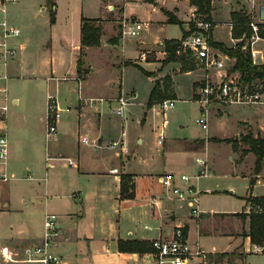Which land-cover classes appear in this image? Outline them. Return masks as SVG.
<instances>
[{
  "label": "crops",
  "instance_id": "1",
  "mask_svg": "<svg viewBox=\"0 0 264 264\" xmlns=\"http://www.w3.org/2000/svg\"><path fill=\"white\" fill-rule=\"evenodd\" d=\"M234 1L224 22L230 29L231 43L242 41L233 37V13L247 8L244 1ZM215 4L213 0V38L231 47V43L216 35L220 22ZM142 5L145 7L139 10ZM165 9L174 13L183 25L170 22ZM193 15H196V7L190 0H18L0 7V21L7 20L20 29L19 35L8 39L17 50L16 56L6 58L0 54V74L8 75L4 85L8 94L12 91L9 94L11 125L7 166L12 178L6 182L0 180V264H14L3 260V248L21 251L41 242L48 212L59 215L61 235L55 251L66 264H158L152 252L121 251L119 241L152 242L156 238H172L178 227L183 228L191 242L199 241L210 253L241 251L244 255L238 258L244 260L243 264L250 254L264 255V246L253 244L248 234L250 217L236 214L249 213L248 196H264V191L258 190L264 189V167L258 174L254 172L257 156L249 150V145L244 143L243 146L240 141L239 157L255 155L242 170L246 190L239 194L234 185L229 186L230 190L217 188L219 158L211 148L214 143L228 142L226 139L240 130L244 133L252 130L264 136V111L252 113L253 118L236 119L234 132L228 136L217 134L214 124L224 125V120L233 113V105L221 115L216 116L213 110L208 112V129L200 125L198 118L203 112L196 101L197 90L207 75L216 77L217 71L200 73L197 65L188 68L181 61H165L164 40L182 38L183 28L189 29ZM110 16L145 21L148 31L155 34L152 42L146 40V35L140 37L137 54L133 58L124 57L120 62L123 71L129 66L136 67L144 76L139 77L141 81L132 82L122 77L116 85L111 78L93 79L95 70L87 62L88 52L93 49L103 52L114 45L124 49L126 45L125 38L115 30L116 21ZM83 17L99 19L102 34L98 45L82 46ZM174 25L179 28L175 35L160 34ZM247 41L245 45L250 44L254 63L264 64V37L253 42L251 37ZM143 52L145 56L141 55ZM79 59H82L83 69L88 71L82 78L78 72ZM235 62L236 58L231 57V72L242 75L233 69ZM143 70L152 74L147 75ZM14 80L21 88L11 83ZM253 81L264 79L254 77ZM156 82L160 86L159 101L149 106ZM50 94L56 96L63 111L57 133L48 138ZM120 96L130 101L122 114L114 111L119 106ZM161 99H175V106L164 112ZM179 102L198 104L196 122L202 127L201 133L186 131V119L178 109ZM161 111L167 126L162 124L157 130L161 153L155 157L147 154L143 147L146 135L156 131L153 127H157V115ZM259 115L261 120L257 119ZM169 120L179 126L170 127ZM27 131H31V138L24 137ZM161 132L165 135L162 143L159 142ZM83 136L89 139L88 143L81 141ZM117 141L118 145L113 146ZM198 159L205 161V165ZM205 167L208 175L196 178ZM170 172L191 177L190 183L199 191V216L193 215L187 201L167 192L161 177ZM124 175L130 176L127 182L133 185L132 198L121 197ZM204 177L208 179L202 180ZM253 177L256 181L251 186ZM177 182L183 184L179 179ZM205 195L239 198L242 210L203 208L201 197ZM221 239L227 249L217 248L216 243Z\"/></svg>",
  "mask_w": 264,
  "mask_h": 264
},
{
  "label": "built area",
  "instance_id": "2",
  "mask_svg": "<svg viewBox=\"0 0 264 264\" xmlns=\"http://www.w3.org/2000/svg\"><path fill=\"white\" fill-rule=\"evenodd\" d=\"M18 0H0V7L6 2H16ZM248 3L250 26L253 29L252 42L259 38L258 32L260 23L263 21L259 18L258 5L256 0H242ZM130 17H125V19ZM147 25L145 21L124 22V35L138 36L141 30ZM196 30L192 31L183 39V47L190 51L191 57L196 65L205 71L216 70V77L206 76L197 90L196 101L200 104L202 115L198 122L204 129H208L207 115L210 106L217 101L222 104H264V82L249 81L242 75L231 72L229 61L231 57L214 48L209 41V35L214 27L212 21L196 20ZM2 33L0 35V54L6 58H14L17 50L12 47L8 39L11 36L19 35L20 29L11 25L7 20L0 21ZM248 45H244L247 48ZM145 56L146 53H142ZM253 55V54H252ZM254 61V60H253ZM8 78L7 74H0V180L9 181L12 175L9 173L7 166L10 158V138L8 129V120L10 112L11 99L8 94V88L4 85V80ZM80 78V77H79ZM117 101L119 106L114 109L118 114L124 112V108L130 103L129 99L120 96ZM175 99L163 100L160 103L161 109L165 112L175 106ZM63 109L53 94L49 95L48 101V123L47 137L55 135L58 131V122L61 118ZM164 132H161L159 142L164 139ZM81 141L88 143L86 136L81 137ZM118 145V141L113 146ZM52 157H48V160ZM73 163L71 158H67ZM202 165L205 161L197 160ZM50 166L51 163L48 162ZM207 167L203 168L195 177L208 175ZM183 184H179L177 180ZM191 177L185 173L176 175L175 173H166L161 177V181L167 192L175 195L177 198L187 201L192 209L194 216H199L201 210L198 206L199 191L190 183ZM59 215L54 212H48L44 219V232L41 242L29 245L21 251H11L8 248L2 249L3 260L7 263L14 264H66L65 259L55 251V246L61 235ZM154 255L158 264H188L193 259H200L202 263L207 262V250L199 241L191 242L185 235L182 227H178L172 238H156L152 241ZM204 258V259H203Z\"/></svg>",
  "mask_w": 264,
  "mask_h": 264
},
{
  "label": "rangeland",
  "instance_id": "3",
  "mask_svg": "<svg viewBox=\"0 0 264 264\" xmlns=\"http://www.w3.org/2000/svg\"><path fill=\"white\" fill-rule=\"evenodd\" d=\"M263 1L264 0H256L258 7L261 4H263ZM215 3L217 7V14H218L217 20H219L220 22L218 24L219 26L218 29H216V35L218 38L225 41L226 43H231L232 41H231L230 29L227 26V24L224 22L228 20V16L230 14L232 6H234L236 2L234 0H232V3H231V0H215ZM246 5H247L246 6L247 8L245 7L246 9L243 10V13L246 16H248L249 11H250L248 9L249 4L247 3ZM144 7L145 5H142L141 7H139V10L143 9ZM110 19H113L116 21L115 30L117 31V33L120 32V35L125 38L126 45L124 46V49L120 47L118 48V45H114L113 47H109L108 49L105 48L103 52L101 49L99 50L93 49L88 52L87 62H89L95 70L93 74V79L101 81L106 78H111L116 85L122 77L132 82L141 81L139 77L140 76L144 77V76L136 67L129 66L127 67V69L123 71V67L120 65V62L122 58L124 57L133 58L137 54L138 52L137 42L140 39V37L146 35V40L152 42L155 40V34L150 33L148 31V28H146L147 27L146 25L144 29L141 30L140 35L138 36H130L128 34L124 35V29L126 28L124 26L125 20L126 22H130L131 20L132 21H141V20L136 19L134 17L125 19L124 16H119V17L110 16ZM196 20H198L197 14L191 17V19L189 20V23L193 21L196 24ZM189 27H190V24H189ZM175 32H179V28L178 26L174 25V26H171V28H168L166 32H163V31L160 32V34L163 35L164 37H169V36L175 35ZM247 40L248 39H246L245 42H248ZM165 41L166 40H164V43ZM240 42L242 41H237V42L234 41L231 44L232 46H234V44L236 45V43H240ZM144 46L146 47L147 45H144ZM186 55H187V59H192L190 52H188ZM201 71L204 72L205 69L198 70L197 72L201 73ZM11 83H13L14 85L17 84V87L21 88L20 85L16 83L15 80L12 81ZM11 92L12 91L10 90L9 94H11ZM229 106L231 105L222 104V103L215 101L211 104L209 112L213 110V114H215L216 116L221 115L223 114V112L228 111ZM262 107H257V106L255 107V105L253 104L252 105H247V104L233 105L232 106L233 113L229 119L224 120L225 124L219 125L218 122L214 124L216 125V128L218 129L217 134L221 136L230 135L232 132H234L236 119L247 118V117L253 118L252 113L259 112V110L261 113L262 111H264V106ZM178 109L182 111V114L184 118L186 119V123H185L186 131L193 133V134L201 133L202 132L201 130L202 127L200 126L201 124L199 125L196 122V117L199 114V109H200L198 104L193 103V102H179ZM259 116L260 117H258L257 119L261 120L260 119L261 115ZM162 121L163 123H161ZM168 122L170 123L169 124L170 127L179 126V125H176V123H174L173 120H169L167 121V123ZM157 123H158L157 127L155 126L153 127L154 130L156 131H151V133H148L146 135L145 137L146 144H144V147H143V150H145L147 154H150L151 156H155V157H157V153L158 154L161 153V149L157 146L158 136L160 133L158 132L159 126H161L162 124H163L162 126H167L165 124L164 113L162 111L160 112V115H157ZM9 125H11L10 117L8 120V128H9V133H10ZM169 126L167 127L168 132L172 134ZM247 134H252L254 137H258V135H260V134L256 135V132L255 131L253 132L252 130L246 133H244L243 130H240L238 134L233 135L231 137V139L236 141V144H235V141L220 142V143L212 144L211 148L219 158V165H218L217 172H216V174H218V177H216V183H215L217 184L215 185L217 186V188L224 189V190H230L229 186L234 185L236 188V192L239 194H242L246 190V185H245V181L243 180L242 170L246 169V167L249 166V164L253 161L255 155L254 153L243 155V157H239L238 155L240 153V150H239L240 141H242L241 143H243L241 145L244 146L243 137ZM168 136L169 135L167 134V137ZM24 137L31 138L32 137L31 131H27ZM132 140L134 142V139ZM207 179L208 178L204 177L202 180L205 181ZM258 190L260 192L264 191L263 188H259ZM224 195L223 196H210V195L202 196L201 206L203 208L215 207V208H219V210H231V211L242 210V205H241L242 203L239 198L226 197ZM249 199H250V196L247 197V203L249 204V208L251 210L254 204ZM216 246L219 249L226 248L224 239H221L220 242L216 243ZM259 252H262V250ZM241 255H244V254L241 251H236L233 254L226 255L225 257L221 259V258H218L217 253H210L209 251H207L206 259L209 264H243L244 260L238 258ZM217 258H218V261H217ZM195 261H198V264H205V263H202L200 259H195L191 264H196ZM245 264H264V255L250 254Z\"/></svg>",
  "mask_w": 264,
  "mask_h": 264
},
{
  "label": "trees",
  "instance_id": "4",
  "mask_svg": "<svg viewBox=\"0 0 264 264\" xmlns=\"http://www.w3.org/2000/svg\"><path fill=\"white\" fill-rule=\"evenodd\" d=\"M52 0H49L51 2ZM191 4L196 7V14L198 20L203 21H212V9H213V0H190ZM165 13L169 16V21L172 23L183 25L182 21L171 11L164 10ZM51 20H55V13H51ZM99 19H91L87 17H83L82 24V46H91L98 45L101 40L102 29L101 26L98 25ZM233 37L234 38H242V42L237 43L236 46L229 47L224 42L216 41L213 38L212 31L209 35V41L211 45L220 49L224 53L228 54L231 57L236 58L235 65L233 67L234 70H238L242 73L243 78L252 81L254 77H258L259 79H264V64H256L253 61L252 50L250 44L247 48H244L245 40L251 38L253 34V29L250 26V18L246 16L243 11H238L233 13ZM189 29L183 28V36L182 38L176 39H167L165 41V50L167 52V57L165 59L166 62L169 61H181L184 66L188 68H195L196 62L194 59H187V53L190 52L188 49L183 47V39L188 36L192 31L196 30V24L192 21L189 23ZM259 36L264 37V22L260 23V28L258 32ZM181 52V53H180ZM82 59H79V77L82 78L84 73L88 72L84 70L82 67ZM147 75H151L152 73L143 70ZM160 89L159 83L156 82V85L151 93V97L149 100V106H152L153 103L158 98V91ZM164 99H161L162 101ZM227 141H235L233 139H226ZM243 142L248 144L250 147V151L254 152L257 156L256 165L254 172L258 174L264 166V137L258 135V137H254L252 134H247L243 137ZM236 144V141H235ZM130 179V176L124 175L122 177V192L121 197L124 198H132L134 195L133 185L127 182ZM256 178L253 177L251 179V186L255 183ZM254 206L246 213L245 211L236 213L243 218L247 216L250 217V229L249 236L251 237V241L253 244L258 246H264V196H252L250 195L249 199ZM119 249L121 251H129V252H153L152 242L146 240H120L119 241ZM233 254V253H230ZM228 253H218V258H223ZM217 258V261H218Z\"/></svg>",
  "mask_w": 264,
  "mask_h": 264
},
{
  "label": "water",
  "instance_id": "5",
  "mask_svg": "<svg viewBox=\"0 0 264 264\" xmlns=\"http://www.w3.org/2000/svg\"><path fill=\"white\" fill-rule=\"evenodd\" d=\"M258 12L260 20L264 22V3L259 6Z\"/></svg>",
  "mask_w": 264,
  "mask_h": 264
}]
</instances>
